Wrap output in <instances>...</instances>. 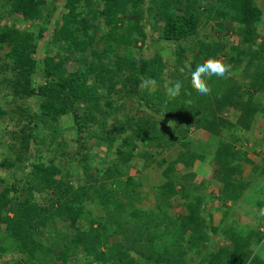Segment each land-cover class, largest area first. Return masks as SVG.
Here are the masks:
<instances>
[{
    "label": "trees",
    "instance_id": "obj_1",
    "mask_svg": "<svg viewBox=\"0 0 264 264\" xmlns=\"http://www.w3.org/2000/svg\"><path fill=\"white\" fill-rule=\"evenodd\" d=\"M258 3L0 0V264H264V218H238L264 194ZM209 57L229 71L201 96L190 73Z\"/></svg>",
    "mask_w": 264,
    "mask_h": 264
},
{
    "label": "rangeland",
    "instance_id": "obj_2",
    "mask_svg": "<svg viewBox=\"0 0 264 264\" xmlns=\"http://www.w3.org/2000/svg\"><path fill=\"white\" fill-rule=\"evenodd\" d=\"M263 1L262 0H259V3L258 4L261 7H264V2ZM7 19H8V21L17 20V24H18L19 27H23V26L27 27L26 23L20 21V18L19 17H15L14 16L12 18L10 17V18H7ZM260 28L262 29V31L264 30V20L261 23ZM34 31H35V29H34ZM216 34L217 33H215L214 29H212L211 27L203 26L202 25V27H201V35L202 36H204V37H206V38L209 39L211 36L213 38L214 37L216 38V36L219 35V34H217V35ZM263 34H264V32H263ZM42 47H45V44L42 45ZM226 50L229 51L228 48ZM144 52H145V54H149V51L147 49H145ZM165 56H167V55H165ZM166 59H167L168 62H171L169 58H166ZM243 66L244 65H242V67L240 69H238L236 72H233L232 73L238 79H241V77H242L241 76L242 75L241 74V71L243 69ZM0 96H2V93L1 92H0ZM10 100H11V98H10ZM263 100H264V98H263ZM258 123L259 124L256 127V130H254L252 132V134L249 136V139H251V141H253L255 139H262V138H264V121H263V119H259L258 120ZM65 136L70 139V137L72 138V133H69L68 131H66L65 132ZM190 140H192L193 142H195L197 144V141L198 140H202L204 142L209 141V137L205 134V132L203 133L202 131H198V132H195V133H191ZM2 144L4 145V143H2ZM2 144L0 142V150L5 151V154L6 155H10L9 150H7L5 148V146H2ZM248 145L245 144L244 147L249 150L251 145L250 144H248ZM180 149L181 148H180L179 145H175V146H172V147H169V148H163L162 151H164V152H162V153H163V156L167 160H170V159L174 158L177 155V153L179 152ZM254 150L256 151V153L254 155H252L253 158H255V159H258V157L264 158V147H256V148H254ZM252 166L253 165H251L249 163H246L245 164V174L249 173V171L251 170V167ZM144 173H145L144 174V177L145 178L149 177V178H152V179L157 178L158 175H159V171L154 166L151 167L149 170H147ZM17 174H18V176H20L21 175V172H17ZM0 176H6V174L0 172ZM15 178H16V176L15 177L13 176V177H10L9 179L10 180H14ZM145 188H146V190H149L148 187H145ZM208 191L213 192V193L214 192H217V185H216V183L212 182V185L210 184V187H208ZM257 193L259 194L260 192L252 193V201H251V203L252 204L254 203V204L251 205V207H249L250 204L247 203L246 200H248V199L246 198L245 200H243L242 202H240L238 204V207L240 208V213L236 211L237 213L245 216L246 219H247V220H245V218H242V217L238 216L239 220H242L243 219V221L245 223H248L249 222L252 225L253 229H255L257 227V225L259 224L260 220H262L264 218L263 211L261 210V212H259V207L256 204L258 197L255 198V196L257 195ZM247 196H249V195H247ZM260 197H262V199H264V194L260 195ZM153 203H154L153 196H150L149 193H148L147 194V199H144L140 205L143 206L144 208H147L148 209V208H151L152 207ZM258 215H259V217H258ZM262 256L264 258V250H263V255ZM72 264H78V263H72Z\"/></svg>",
    "mask_w": 264,
    "mask_h": 264
},
{
    "label": "clouds",
    "instance_id": "obj_3",
    "mask_svg": "<svg viewBox=\"0 0 264 264\" xmlns=\"http://www.w3.org/2000/svg\"><path fill=\"white\" fill-rule=\"evenodd\" d=\"M228 71V66L217 58L209 57L207 59H202L195 64L190 73L191 85L197 90L199 95L206 96L211 91L208 80L213 76L223 78ZM182 86V81H177L175 83L174 89L176 94H179ZM263 243L264 242L261 244Z\"/></svg>",
    "mask_w": 264,
    "mask_h": 264
},
{
    "label": "crops",
    "instance_id": "obj_4",
    "mask_svg": "<svg viewBox=\"0 0 264 264\" xmlns=\"http://www.w3.org/2000/svg\"><path fill=\"white\" fill-rule=\"evenodd\" d=\"M243 225L246 226V227H244V228H249V225H248L247 223H244V222H243ZM251 226H252V225L250 224V227H251ZM222 243L225 244L226 242L223 241Z\"/></svg>",
    "mask_w": 264,
    "mask_h": 264
}]
</instances>
